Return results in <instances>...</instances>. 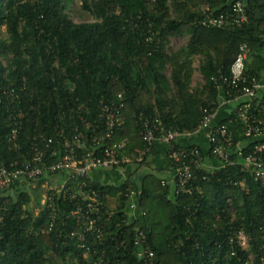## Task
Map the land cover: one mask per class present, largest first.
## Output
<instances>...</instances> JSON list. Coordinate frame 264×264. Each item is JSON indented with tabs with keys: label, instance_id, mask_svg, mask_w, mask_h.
Masks as SVG:
<instances>
[{
	"label": "trees",
	"instance_id": "16d2710c",
	"mask_svg": "<svg viewBox=\"0 0 264 264\" xmlns=\"http://www.w3.org/2000/svg\"><path fill=\"white\" fill-rule=\"evenodd\" d=\"M70 1L0 0V167L31 158L39 134L59 139L62 128L67 134L75 125L85 129L79 106L87 105L92 114L86 117L97 121L100 100L119 103V94L124 107L113 142H126L124 153L135 157L144 145L142 118L155 109L169 126L198 127L202 110L219 95L212 76L229 69L242 44L251 50L247 72L264 71V0H246L248 24L222 27L196 20L226 9L230 0H82L97 18L91 22H75L67 11ZM203 5L212 11L204 14L198 9ZM174 36L187 37V43L169 53ZM197 57L204 83L193 88ZM15 127L17 147L10 140ZM232 129L239 140V124ZM196 145L206 161L214 159L209 147ZM197 174L193 193L179 197L152 173L141 185L130 177L118 185L88 180L103 196L99 222L105 236L102 242L89 236L85 247L79 237L85 217L73 213L76 200L56 198L58 214L50 229L48 209L42 204L34 214V202L40 205L41 199L33 200L25 182L0 188V264H139L133 244L137 227L148 234L156 264H264L260 183L239 165ZM128 188L139 193V207L146 211L136 221L125 213ZM111 195L114 209L107 205ZM109 212L115 213L112 222ZM240 229L250 236L249 248L237 243Z\"/></svg>",
	"mask_w": 264,
	"mask_h": 264
},
{
	"label": "built area",
	"instance_id": "2783aa9c",
	"mask_svg": "<svg viewBox=\"0 0 264 264\" xmlns=\"http://www.w3.org/2000/svg\"><path fill=\"white\" fill-rule=\"evenodd\" d=\"M200 11L207 14L208 11H212V7L207 5ZM248 11L246 0H230L226 9L207 14L196 22L218 27L244 26L250 22ZM250 52L248 44H242L229 69L227 71L219 69L212 76L211 80L219 95L202 110L201 121L195 129L169 126L162 112L155 109L152 115L142 118L140 136L144 145L137 151L135 157H130L124 153L126 142H113L116 127L121 122L125 98L123 94H119L121 99L119 103L100 100L97 121L89 120L86 115H91L92 111L87 105H81L78 116L85 129L75 125L70 130V134H67V130L62 128L59 130V139L45 134L36 136L31 158L20 164L13 163L0 167V188H9L16 181L25 182L29 188H32L36 187L43 178L55 180L60 176L61 180L51 186H47L44 181L40 185L45 193L42 203L48 209L51 220L49 228H53L58 214L56 198L76 200L77 210L73 213H82L85 217L79 233V237L84 241L80 246L85 247L88 246L89 236L94 237L97 242H102L105 236L104 227L99 222L100 212L105 205L103 196L100 190L93 188L88 182L92 180L95 171L121 168L127 164L138 166L154 152L156 143L161 142L168 145L167 156L174 173L172 182L174 195L179 197L192 194L198 179L197 170L202 168L210 170V168H206V158L196 144L179 145V143L183 138L203 134L209 144L210 157L218 161L217 166L211 170L239 165L242 171L250 172L260 183L264 193V71L257 74L247 72ZM222 106L230 108L228 122L225 123L216 120ZM236 123L239 124V140L236 139L235 131L232 129L233 124ZM18 133L19 127H15L10 138L16 147ZM49 147L50 151H48ZM203 178L207 177L203 176ZM71 180L77 185L73 187ZM242 183V181H234V185ZM163 184L167 182L163 181ZM138 194L132 188H128L127 198L123 201L126 214H129L128 210L138 212L140 217L136 220L146 215V211L139 207ZM107 202L110 207L109 197ZM108 214L107 222H112L115 213ZM75 233L71 235L74 236ZM236 238L241 247L249 246L250 236L243 230L238 231ZM126 243L122 233L120 245L125 246ZM133 244L139 264H156V252L144 229L140 227L135 229Z\"/></svg>",
	"mask_w": 264,
	"mask_h": 264
},
{
	"label": "crops",
	"instance_id": "0c3cea01",
	"mask_svg": "<svg viewBox=\"0 0 264 264\" xmlns=\"http://www.w3.org/2000/svg\"><path fill=\"white\" fill-rule=\"evenodd\" d=\"M229 111L230 108L228 106L220 107L218 114L216 116V120L218 121L220 119L226 118L229 114ZM180 143H182L183 145L198 144L206 148L209 147L208 141L203 134H198L190 138H183L180 140ZM138 150L139 149H137L136 151ZM167 150H168L167 144L157 142L155 145L154 152L151 155H149L147 159L148 164L142 165V169L140 168L138 170L139 168L138 166L137 170L133 168L130 171H128L129 169L128 167L97 170L93 173L92 179L104 185H118L119 183L125 181L124 179H128L130 177L131 180L136 182L138 185H141L144 181V177L152 173L157 178L166 181L168 184H170L173 187L172 182H173L174 173L170 167V160L169 157L167 156ZM217 164L218 161H216L215 159H211L206 161L205 166L206 168L211 169L214 166H217ZM29 190L32 191L34 189L29 188ZM109 200L116 201V196L111 195L109 197ZM128 213L132 221H135L136 218L140 217L137 211L133 212L131 210H128Z\"/></svg>",
	"mask_w": 264,
	"mask_h": 264
},
{
	"label": "rangeland",
	"instance_id": "374dc122",
	"mask_svg": "<svg viewBox=\"0 0 264 264\" xmlns=\"http://www.w3.org/2000/svg\"><path fill=\"white\" fill-rule=\"evenodd\" d=\"M172 7V6H170ZM206 6H200L198 7V9H203L205 8ZM67 11L69 12L70 14V17L75 21V22H91V21H95L97 18L96 16L94 15V13L92 12V10H89L88 8H86L84 5H83V2L82 0H71L70 3L68 4V7H67ZM173 15L176 16V12H173ZM1 35L3 37H6V33H5V28L2 29V32H1ZM187 43V37L186 38H180V37H172L170 39V48L168 50V52L170 53L172 50L173 51H177L179 49H181L183 46H185ZM199 57L193 59V62L194 63V66H195V73L193 74V79H192V87L193 88H197V87H201V84L204 83V78L199 70ZM165 74L169 77L170 74H171V68L168 67L165 71ZM142 165L143 164H140L138 165L139 168L138 170L141 168L142 169ZM145 165V164H144ZM137 166V167H138ZM54 178H57V177H54ZM61 180V177L58 176L57 179L55 180H51V178H49V180H44V182L46 183L47 186H51L57 182H59ZM27 184V183H26ZM25 183L23 185L27 186ZM41 189V187L39 186H36L35 187V190H38V189ZM39 191V190H38ZM38 191H30L31 194H32V198L33 200L35 201H38L39 199H41V203L40 205H38L37 203L34 202V207L32 208L33 212L35 215H38L41 208L43 207V197L45 195V193L43 192L42 195H38L39 192ZM41 197V198H40ZM110 207L113 208V206H117V201H114V200H110ZM250 245L247 247L249 248ZM254 258H255V255L253 253H251L250 255V260L251 262L254 261Z\"/></svg>",
	"mask_w": 264,
	"mask_h": 264
}]
</instances>
